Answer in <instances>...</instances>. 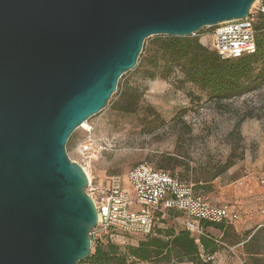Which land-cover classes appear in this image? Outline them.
<instances>
[{"label":"water","instance_id":"95a60500","mask_svg":"<svg viewBox=\"0 0 264 264\" xmlns=\"http://www.w3.org/2000/svg\"><path fill=\"white\" fill-rule=\"evenodd\" d=\"M257 0H0V264H79L98 213L66 145L152 36L243 19Z\"/></svg>","mask_w":264,"mask_h":264},{"label":"rangeland","instance_id":"374dc122","mask_svg":"<svg viewBox=\"0 0 264 264\" xmlns=\"http://www.w3.org/2000/svg\"><path fill=\"white\" fill-rule=\"evenodd\" d=\"M263 5L264 0L252 5L251 14L256 21ZM213 32L214 27H205L195 36L212 49ZM155 41L156 36L145 40L136 67L119 79L117 91L106 107L88 119L91 130L81 125L73 132L66 145L67 154L71 160L82 163L78 145L88 138L100 143L101 153L87 167L95 182L114 174L124 175L141 163L156 168L163 156L177 157L183 164L165 171L177 172L183 181L195 183L199 179L197 191L209 203L229 204L240 213L239 220L225 226L229 236L236 233L240 239L236 243L230 238L221 242L210 264H243L247 258L245 233L257 229L259 208L264 205V186L257 181L264 171V82L240 95L217 100L184 82L178 69L163 78L165 72L161 68L150 78L146 71L150 68L148 61ZM128 85H137L141 97L135 112L122 113L114 107ZM181 220L182 213L172 211L157 221L155 230L183 229ZM205 233L222 238V232L213 227H208ZM114 234L103 235L99 242L106 244L109 240L125 251L144 238L120 230ZM90 237L92 253L97 241ZM159 264L192 263L185 260Z\"/></svg>","mask_w":264,"mask_h":264},{"label":"trees","instance_id":"16d2710c","mask_svg":"<svg viewBox=\"0 0 264 264\" xmlns=\"http://www.w3.org/2000/svg\"><path fill=\"white\" fill-rule=\"evenodd\" d=\"M264 9V5L262 7ZM260 10L257 21L251 14L255 30L256 50L240 57L222 58L215 50L201 44L195 35L188 37L156 36L152 55L148 61L146 76L154 78L155 71L161 69L165 78L173 70L183 74V81L197 86L210 98L229 99L246 91L257 88L264 82V13ZM141 92L137 85H128L120 95L114 109L122 113H133L137 110ZM175 156H163L156 163L158 170H167L182 165ZM199 179L195 181L194 191L199 194ZM207 182V181H205ZM204 233L198 238L185 229L172 230L158 228L154 234L145 235L136 246H128L125 251L112 242L103 244L97 240L93 252L80 263L89 264H133L135 261H146L154 264L189 261L192 264H210L202 255L214 256L220 249V243L240 239L236 233L228 235L224 223L202 221ZM208 227L222 232V238L216 239L205 233ZM245 256L243 264H264V226L245 233ZM248 237V238H247ZM79 263V264H80Z\"/></svg>","mask_w":264,"mask_h":264},{"label":"built area","instance_id":"2783aa9c","mask_svg":"<svg viewBox=\"0 0 264 264\" xmlns=\"http://www.w3.org/2000/svg\"><path fill=\"white\" fill-rule=\"evenodd\" d=\"M264 13V9H262ZM212 49L222 58L240 57L256 50L255 30L249 17L220 23L214 27ZM91 128V126L89 125ZM90 131L89 129H87ZM83 156V169L101 153L102 145L88 138L78 145ZM264 186V171L257 177ZM194 183L183 181L177 172L158 170L141 163L124 175L114 174L103 181L89 179L87 193L93 199L98 213L97 226L91 231L94 241L114 231L131 234H154L157 221L169 216L172 211L182 213L183 229L198 238L204 233L202 221L231 224L240 218V213L229 204L214 205L194 191ZM264 226V205L259 208ZM204 261H213L214 256L202 255Z\"/></svg>","mask_w":264,"mask_h":264},{"label":"bare ground","instance_id":"6f19581e","mask_svg":"<svg viewBox=\"0 0 264 264\" xmlns=\"http://www.w3.org/2000/svg\"><path fill=\"white\" fill-rule=\"evenodd\" d=\"M82 127L84 128V129H90L91 130V128L89 127V124H88V122L87 121H85L83 124H82ZM85 171H86V174H87V176H88V178L91 180V176H90V174H89V171L87 170V169H85Z\"/></svg>","mask_w":264,"mask_h":264},{"label":"crops","instance_id":"0c3cea01","mask_svg":"<svg viewBox=\"0 0 264 264\" xmlns=\"http://www.w3.org/2000/svg\"><path fill=\"white\" fill-rule=\"evenodd\" d=\"M260 217H261V216H260ZM261 220H262V218H260V222H261ZM260 222H259V223H260ZM257 226H258V225H257ZM214 258H215V255H214Z\"/></svg>","mask_w":264,"mask_h":264}]
</instances>
